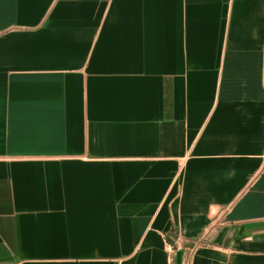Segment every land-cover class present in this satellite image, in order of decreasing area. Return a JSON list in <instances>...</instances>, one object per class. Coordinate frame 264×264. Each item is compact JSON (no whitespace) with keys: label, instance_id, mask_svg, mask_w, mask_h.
Returning a JSON list of instances; mask_svg holds the SVG:
<instances>
[{"label":"crops","instance_id":"crops-1","mask_svg":"<svg viewBox=\"0 0 264 264\" xmlns=\"http://www.w3.org/2000/svg\"><path fill=\"white\" fill-rule=\"evenodd\" d=\"M170 259L264 264V0H0V264Z\"/></svg>","mask_w":264,"mask_h":264},{"label":"trees","instance_id":"trees-1","mask_svg":"<svg viewBox=\"0 0 264 264\" xmlns=\"http://www.w3.org/2000/svg\"><path fill=\"white\" fill-rule=\"evenodd\" d=\"M166 236V240L173 246V248H175V239L177 237V233L174 229H172L171 231H169L168 233L165 234Z\"/></svg>","mask_w":264,"mask_h":264},{"label":"built area","instance_id":"built-area-1","mask_svg":"<svg viewBox=\"0 0 264 264\" xmlns=\"http://www.w3.org/2000/svg\"><path fill=\"white\" fill-rule=\"evenodd\" d=\"M172 248H173V246H172ZM170 264H172V263H171V259H170Z\"/></svg>","mask_w":264,"mask_h":264}]
</instances>
